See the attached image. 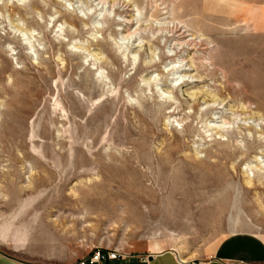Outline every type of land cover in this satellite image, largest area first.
Here are the masks:
<instances>
[{
    "label": "rangeland",
    "instance_id": "rangeland-1",
    "mask_svg": "<svg viewBox=\"0 0 264 264\" xmlns=\"http://www.w3.org/2000/svg\"><path fill=\"white\" fill-rule=\"evenodd\" d=\"M40 199L126 253L264 239V0H0V206Z\"/></svg>",
    "mask_w": 264,
    "mask_h": 264
},
{
    "label": "crops",
    "instance_id": "crops-1",
    "mask_svg": "<svg viewBox=\"0 0 264 264\" xmlns=\"http://www.w3.org/2000/svg\"><path fill=\"white\" fill-rule=\"evenodd\" d=\"M42 203L40 199L33 209L29 203L10 214L0 206V264H75L94 247L117 249L125 254L100 264H264V239L254 234H231L210 251L203 252L198 260H184L172 248L155 246L132 254L119 247L111 248L110 240L97 237L96 231L81 235L79 227L73 224L80 218L76 211L68 212L75 216L64 224L62 217L53 214L54 206Z\"/></svg>",
    "mask_w": 264,
    "mask_h": 264
},
{
    "label": "built area",
    "instance_id": "built-area-1",
    "mask_svg": "<svg viewBox=\"0 0 264 264\" xmlns=\"http://www.w3.org/2000/svg\"><path fill=\"white\" fill-rule=\"evenodd\" d=\"M124 256L125 254L117 249L97 248L89 253L86 257L77 261L75 264H100L102 262L116 260ZM189 264H209V262H190Z\"/></svg>",
    "mask_w": 264,
    "mask_h": 264
},
{
    "label": "bare ground",
    "instance_id": "bare-ground-1",
    "mask_svg": "<svg viewBox=\"0 0 264 264\" xmlns=\"http://www.w3.org/2000/svg\"><path fill=\"white\" fill-rule=\"evenodd\" d=\"M128 23H130V22H128ZM128 38V37H127ZM125 124V123H124ZM128 124V123H127ZM151 126V125H150ZM152 127V126H151ZM149 126L148 125H146V126H140L139 128H137L136 127V130L134 129V127H131V126H125L123 129H124V131L126 132V134L127 135H136L137 136V139L142 143V145H145L146 146V144H145V141H146V139H145V137H147L148 136V134H149V132L151 131V130H149ZM139 132V133H138ZM132 138V137H131ZM140 138H141V140H140ZM128 139V138H127ZM230 139V138H229ZM131 140V139H130ZM133 141V140H132ZM254 141L256 142V141H259V139H257V138H255L254 139ZM254 141H251L250 140V147H251V144H252V142H254ZM221 144H226V142H220ZM253 144H255V143H253ZM224 147V146H223ZM238 150V149H237ZM134 156V155H133Z\"/></svg>",
    "mask_w": 264,
    "mask_h": 264
}]
</instances>
